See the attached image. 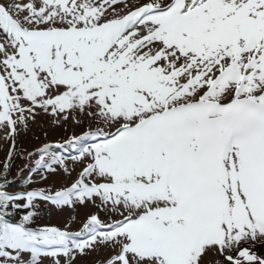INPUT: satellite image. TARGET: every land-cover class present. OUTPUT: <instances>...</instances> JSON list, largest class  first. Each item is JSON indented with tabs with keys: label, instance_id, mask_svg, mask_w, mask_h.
<instances>
[{
	"label": "snow or ice",
	"instance_id": "snow-or-ice-1",
	"mask_svg": "<svg viewBox=\"0 0 264 264\" xmlns=\"http://www.w3.org/2000/svg\"><path fill=\"white\" fill-rule=\"evenodd\" d=\"M0 131V264H264V0H0Z\"/></svg>",
	"mask_w": 264,
	"mask_h": 264
},
{
	"label": "rangeland",
	"instance_id": "rangeland-1",
	"mask_svg": "<svg viewBox=\"0 0 264 264\" xmlns=\"http://www.w3.org/2000/svg\"><path fill=\"white\" fill-rule=\"evenodd\" d=\"M81 130L82 129L80 127H77L71 120H69L66 126H60V127L53 126L50 117L41 115L40 117L37 118L36 123L31 125L30 130L27 133L22 132L20 136L17 138V140L21 148L31 149L36 145L42 144L46 140L54 141L62 138H67V136L73 133L79 134ZM45 132H47V137L44 135ZM3 137H4V131H0V163H2L5 160L8 151V144L5 142ZM37 137L39 139H36ZM15 162L16 164L11 172L10 178L17 177V167L23 164V161L20 160L19 158H17ZM77 170H79L78 166H77ZM26 175L27 172L23 173L21 176H19V178ZM75 175L76 173H73V176ZM19 178L17 177L15 184L19 183ZM55 179L63 180L64 177L61 176ZM67 179L70 181L72 177H68ZM15 189L16 188L14 187L10 188V190H15ZM91 210L92 209L90 207L79 208L76 210V212H73L71 209H64L63 211L46 209L43 212L41 218H42V222L44 223L47 224L53 223L54 225H58L62 227L65 223H69L71 217L73 216L78 215L80 221H82L86 216V214ZM79 227H80L79 222L71 224L72 231L78 230ZM92 259L93 257L91 256L88 257L87 264H91ZM77 264H84V262L78 260Z\"/></svg>",
	"mask_w": 264,
	"mask_h": 264
}]
</instances>
